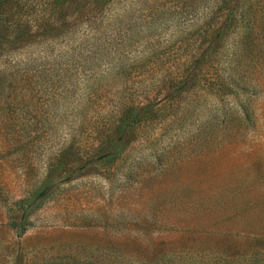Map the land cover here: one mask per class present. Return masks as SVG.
I'll return each instance as SVG.
<instances>
[{"label":"rangeland","instance_id":"1","mask_svg":"<svg viewBox=\"0 0 264 264\" xmlns=\"http://www.w3.org/2000/svg\"><path fill=\"white\" fill-rule=\"evenodd\" d=\"M51 7L0 39V264H264V0Z\"/></svg>","mask_w":264,"mask_h":264},{"label":"trees","instance_id":"2","mask_svg":"<svg viewBox=\"0 0 264 264\" xmlns=\"http://www.w3.org/2000/svg\"><path fill=\"white\" fill-rule=\"evenodd\" d=\"M82 0H0V39H16L23 37L25 33L38 28L37 24L30 23V15L36 12L39 3L45 2L51 5L52 10H68V6ZM114 155V147L108 150L107 154ZM51 185L46 184L34 195V198L27 204L26 211L37 210L44 202ZM20 234V231H17Z\"/></svg>","mask_w":264,"mask_h":264}]
</instances>
